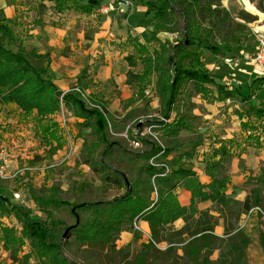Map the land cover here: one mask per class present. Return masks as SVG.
I'll return each mask as SVG.
<instances>
[{
    "label": "trees",
    "instance_id": "1",
    "mask_svg": "<svg viewBox=\"0 0 264 264\" xmlns=\"http://www.w3.org/2000/svg\"><path fill=\"white\" fill-rule=\"evenodd\" d=\"M67 1L55 0L57 8L66 6ZM137 1L142 3V0ZM92 4L95 2L88 1L83 9L87 10ZM144 6L153 30L141 35L144 44L139 43L138 38H128L142 71L128 72L126 83L136 88L137 99L145 102L146 109L149 103L145 92L154 83L160 105L156 113L160 120L150 125L158 127L163 148L142 139L141 148L132 150L120 135L127 131V138L131 139L127 123L134 118V112L119 121L116 119L118 115L109 113L108 104L97 97L90 96L92 108H87L76 94H62L45 80L44 68L28 64L21 46L17 52L5 47L4 42L10 39L11 29L0 24V114L4 107L12 106H16L25 118L34 114L42 142L47 145V141L57 140L60 146L50 116L60 112L63 106L73 118L82 121L79 128L90 130L91 140H83L82 143L80 163L90 169L99 182L98 189L104 194L111 190L122 192L121 196L111 200L81 198L70 206L65 201H58L60 192L56 186L48 190H30L33 203L47 218L53 212L64 211L73 220L71 226L63 225L54 235L32 219L31 214L24 215L1 194L0 206L5 210L0 215L6 211L13 212L21 221L33 250L53 264H244L246 239L239 221L241 216L254 209L264 213V165L256 176L247 178L244 183L247 196L238 202L225 197L229 183L227 173L233 157L231 145L221 144L205 160L204 174L210 179L207 186H202L182 164V158L190 159L192 151L168 160L180 146V134L193 133L195 119L189 115L177 113L171 120L178 98L186 96L190 100L198 95L206 102L211 99L207 86L213 81L203 65L196 61V54L189 49L202 46L203 38L206 42L216 36L218 44L211 43L203 48L213 55L229 51L232 44L238 43L231 32L230 13L222 5V0H150ZM237 18L246 23L255 21L244 12H239ZM160 34L179 35L181 39L160 43ZM153 42L158 44V48L150 52L148 45ZM133 57L134 54L126 57L131 67L136 66ZM234 97L232 91H221L215 100ZM132 103L130 99L126 106ZM190 107L186 111H190ZM261 113V109L247 110V114L254 116ZM138 125L135 122L134 128ZM241 126L243 130L250 128L247 123ZM196 138L199 139L198 136ZM57 150L59 147H53L48 154L55 155ZM157 165L164 167L158 168ZM89 188L87 182H83L78 183L75 190L85 195L93 192ZM178 188L190 193L191 202L194 199L210 200L214 204V210L224 223L222 237L215 235L218 220L209 211L196 212L191 207L188 211L179 207L174 194ZM205 189L206 192L203 191ZM180 218L184 226L176 229L173 224ZM262 219L259 214L260 224ZM139 221L148 224L151 240L141 244L139 251L132 255L128 248L119 249L117 242L121 233L132 232L134 224ZM0 230L6 246L17 244L14 232L7 228ZM259 245L264 253L263 234H260ZM64 253H68L71 259ZM215 254L217 256L213 259ZM11 257L15 262L14 253Z\"/></svg>",
    "mask_w": 264,
    "mask_h": 264
},
{
    "label": "crops",
    "instance_id": "2",
    "mask_svg": "<svg viewBox=\"0 0 264 264\" xmlns=\"http://www.w3.org/2000/svg\"><path fill=\"white\" fill-rule=\"evenodd\" d=\"M88 1H94L95 4L84 10L83 7ZM111 1L68 0L66 6L57 8L55 0H0V24H5L11 29V37L4 42L5 47L17 52L21 46L28 64L31 67L44 68L45 80L62 94L84 87L89 96L92 95L107 103L111 114L120 111L118 110L120 104L124 106V115L118 116L125 117L132 112L133 105L142 103L137 99L136 88H131L126 83L128 72L136 73L126 60L127 56L133 55L132 46L127 40L138 38L139 43L144 44L141 35L153 29L150 27L151 18L146 16L144 6L146 0H142V3L131 0L135 8L129 13H127L129 9L116 12L109 10L103 13L101 9L108 7ZM229 1L222 0V4L230 16L236 19V14L231 13L225 6ZM233 3L236 12L243 10L255 18L252 23H247L249 28H252L254 41L250 48H245L239 44V38L233 35L238 43L232 44L229 51L222 54L213 55L208 51L212 57L205 61L206 64H203V60H199L196 52L191 50L194 47L189 49L196 54V61L203 65L213 81L207 86L211 92V99L210 102H206L198 95L192 96L194 105L199 107H183L188 100L184 96L180 97L183 112L182 110L176 112L174 109L171 112V120L177 113L187 114L195 119L193 133L182 132L180 135L198 136L199 141L195 145L179 141V148L170 154L168 160L192 151L190 159L182 158V164L194 174L202 186H207L210 179L204 174L205 160L221 144L227 147L231 145L233 157L228 168L229 183L225 197L242 202L248 193L244 188L245 181L250 175L256 176L260 167L264 165V71L255 69L245 57L255 51V35L258 33L264 37V0H233ZM256 5L262 6L263 10H259L261 14L254 8ZM148 19L149 31H145L143 23ZM224 54L236 58L234 60L226 58L225 63H217L219 59L213 61L215 56ZM227 63H234L235 70L220 74L218 71ZM242 64L245 66H241ZM111 84L112 88L109 87ZM221 91H232L235 97L216 101L217 93ZM130 99L133 103L126 106ZM189 107L190 111H186ZM250 108L261 109V115L247 114ZM18 111L23 116L21 111ZM119 117L116 119L119 120ZM73 119L77 123L82 122ZM242 123H247L250 128L243 130ZM10 158L12 155L8 154V162ZM203 191L206 192L207 189ZM174 194L179 207L184 210L189 211L191 207L196 212L209 211L210 215L218 220L215 235L223 236V220L219 218L210 200L194 199L191 202L190 193L183 188H178ZM4 210L5 208L0 206V212ZM139 225L146 234H149L146 222L139 221ZM183 226L184 221L181 218L173 224L176 229ZM239 227H244L241 229L244 234L247 230L251 232L250 244L245 250L246 255L250 260L253 257L255 264L259 261L262 263L264 253L259 245V237L260 234L264 235V217L260 224L257 212L248 213L241 216ZM252 250L255 252L254 256L251 254Z\"/></svg>",
    "mask_w": 264,
    "mask_h": 264
},
{
    "label": "rangeland",
    "instance_id": "3",
    "mask_svg": "<svg viewBox=\"0 0 264 264\" xmlns=\"http://www.w3.org/2000/svg\"><path fill=\"white\" fill-rule=\"evenodd\" d=\"M227 3L228 2L225 3V6L229 8V11L236 14V19L231 17L232 34L239 38L240 45L245 48H250L252 42L254 41L252 28H249L246 22H241L237 18V14L239 12L248 13L243 10L236 12L233 0H230L229 4ZM256 6L257 7L254 8H256V10L260 13L261 11L259 10H263L262 6ZM134 8L135 5H133V8L129 9L127 13L132 11ZM235 20H239L240 22H236ZM149 21L150 19L145 20L143 23L145 31H149L147 27ZM180 39L181 36L179 35L160 34L159 36L160 43L174 42L179 41ZM208 39L211 41L207 40L205 42V39L203 38L202 46L191 49L196 52L199 60H203V64H206L205 61L212 57L208 50L203 48V46L211 45V43H219L216 36H212ZM157 48L158 44L156 42L148 45V49H151L150 52ZM131 52L134 54L133 62L136 65L132 68V71L141 73L142 67L140 65V60L134 51ZM226 58L234 60L236 57L224 54L215 56L213 61L219 59L217 63H225ZM28 59L31 60L30 57H28ZM233 66L234 63L223 64L220 70L217 71L220 74L231 72L232 70H235V66ZM241 66H245V64H242ZM152 81H154V79H152ZM188 86L189 84L187 83L186 87ZM109 87L112 88V84L109 85ZM78 88L84 95L79 97V99L87 108H92L91 98L87 89L84 87ZM145 93H147L146 98L150 106L146 109L145 102L133 105L132 112L135 114L134 118L131 121H128L127 129H133L135 122L139 123L137 127L141 128L142 126L144 128L150 124H155V120H160V116L156 113L159 110L160 105L156 95L154 83L149 86ZM184 98L188 100V97L184 96ZM180 99L181 98H178L175 104L177 111L182 110L183 112V107H188L190 105L191 107H199L198 105H194V98H191L181 108ZM61 108L60 112L50 116V120L55 125L56 137H59L58 141H60V146L57 144V140H49L46 143L47 145L42 142L40 129L34 121V114L25 118L20 114L18 111L19 109L16 106L4 107L0 114V147H5L7 155H12L9 162L7 159L5 177L3 179L0 178V193L4 196H8L11 203L19 208L24 215L30 216L29 214H31L32 219L38 221L49 234L53 235L61 230L63 225L71 226L73 224V220L64 211H58L56 213L53 212L52 215L47 218L45 214H42L39 211V208L33 203V200L30 197V190H48L56 186L59 188L60 192L58 201H65L70 206H73L81 198L87 199L91 197L90 199L93 200L100 199L107 201L122 195L121 191L116 192L111 190L104 194L103 190L98 189L99 182L95 179V176L90 169L80 163L79 158L83 140H91V136L89 134L90 130L87 128L79 129L78 125L81 122L77 123L67 109L63 106H61ZM119 108L120 109L118 110L120 111L114 113H116V115H124V106L120 104ZM202 113H204V110H202ZM119 118V121L124 119V117ZM180 141L187 145H195L198 142V139L195 136H188L184 134L180 135ZM48 142L52 145L51 148ZM53 147H59V150L56 151L55 155L48 154L49 149L52 150ZM83 182H87V185L90 186L89 189L93 191L91 194L87 192L85 195H82L80 192L75 190L77 184ZM135 225L136 227H134L135 229L132 232L121 233L117 242V247L119 249L128 248L132 255L139 251L141 244L147 242L146 231L142 230L139 222L135 223ZM2 228H7L14 232L17 244H14L13 246H6L3 234L0 230V264H53L48 258L38 255L33 250L28 238L24 234V228L21 221L13 212L6 211L4 214L0 215V229ZM242 228L244 227H240V229ZM244 235L247 248L250 244L249 235H251V232L247 230ZM161 247L163 246L161 245ZM11 251L16 257L15 262L12 260ZM254 253L255 252L252 250L251 254L253 255ZM64 256L69 260L71 259V256L68 253H64ZM216 256L217 254L213 256V259H215ZM253 261V257H251L250 260L245 253L244 264H255ZM257 264H264V261L262 263L259 261Z\"/></svg>",
    "mask_w": 264,
    "mask_h": 264
},
{
    "label": "built area",
    "instance_id": "4",
    "mask_svg": "<svg viewBox=\"0 0 264 264\" xmlns=\"http://www.w3.org/2000/svg\"><path fill=\"white\" fill-rule=\"evenodd\" d=\"M133 3L131 0H112L111 4L106 7L102 8L101 11L103 13L111 11H119L121 9H132ZM246 60L250 65H252L255 69H258L260 71H264V37L261 34H256V48L255 51L252 54L245 55ZM72 93L76 94L78 97L84 96L82 91L79 88H75L71 91ZM61 99V97H60ZM158 127L156 125H149L147 127H144L142 130L139 127H135L130 130L131 132V139L127 138V131L120 135L121 138H124L128 141L129 147L132 150H136L141 148V140L145 139L148 140L151 143H154L156 146L163 148L159 135L160 132L157 130ZM7 159L8 155L6 152L5 147H0V178L3 179L5 177L6 168H7ZM158 168H163V165H157ZM165 172H168V169L165 168ZM165 175V174H163ZM162 175V176H163ZM257 212L258 216L259 214L264 217V213L259 211L258 209L251 210L249 213ZM134 227L136 225L134 224ZM147 241H150L149 234H146Z\"/></svg>",
    "mask_w": 264,
    "mask_h": 264
}]
</instances>
